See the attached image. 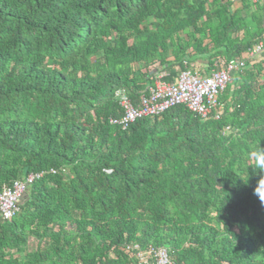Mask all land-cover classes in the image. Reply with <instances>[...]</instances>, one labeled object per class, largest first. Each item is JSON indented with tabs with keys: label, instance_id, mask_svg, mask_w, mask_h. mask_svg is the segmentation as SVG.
Listing matches in <instances>:
<instances>
[{
	"label": "trees",
	"instance_id": "trees-1",
	"mask_svg": "<svg viewBox=\"0 0 264 264\" xmlns=\"http://www.w3.org/2000/svg\"><path fill=\"white\" fill-rule=\"evenodd\" d=\"M261 42L264 0H0V191L47 172L0 217V264H137L129 245L264 264L247 159L264 147V56L233 75L219 120L177 106L110 123L117 90L137 103L158 75L207 76Z\"/></svg>",
	"mask_w": 264,
	"mask_h": 264
},
{
	"label": "built area",
	"instance_id": "built-area-1",
	"mask_svg": "<svg viewBox=\"0 0 264 264\" xmlns=\"http://www.w3.org/2000/svg\"><path fill=\"white\" fill-rule=\"evenodd\" d=\"M262 54H264V42L248 51L243 58L228 63L220 62L207 76L194 74L190 70L181 72L173 82H167L161 76L148 87L147 93L142 95L137 103L131 101L124 89H119L115 93V99L123 114L119 119H111L110 123L125 130L137 120L159 116L177 106H185L203 120L211 118L212 114L215 120H219L222 113L219 98L233 75L241 72L248 62L254 63L259 60ZM226 131H229L228 127ZM51 172L56 173L54 170ZM46 174L45 171L31 173L0 191V217L3 221H9L19 213L22 197ZM127 249L137 264H175L169 250L164 247L142 249L139 245H129Z\"/></svg>",
	"mask_w": 264,
	"mask_h": 264
},
{
	"label": "clouds",
	"instance_id": "clouds-1",
	"mask_svg": "<svg viewBox=\"0 0 264 264\" xmlns=\"http://www.w3.org/2000/svg\"><path fill=\"white\" fill-rule=\"evenodd\" d=\"M247 159L248 161L253 162L254 167L251 170L252 173L257 177L253 194L256 195L261 204L264 205V147L250 152ZM250 178L249 171L247 174V182H245L243 175L240 177H235L236 180L242 181L246 186L249 184Z\"/></svg>",
	"mask_w": 264,
	"mask_h": 264
},
{
	"label": "water",
	"instance_id": "water-1",
	"mask_svg": "<svg viewBox=\"0 0 264 264\" xmlns=\"http://www.w3.org/2000/svg\"><path fill=\"white\" fill-rule=\"evenodd\" d=\"M161 68H159V70H160ZM157 73V70H154V71H152L151 73H150V75H154V74H156Z\"/></svg>",
	"mask_w": 264,
	"mask_h": 264
},
{
	"label": "rangeland",
	"instance_id": "rangeland-1",
	"mask_svg": "<svg viewBox=\"0 0 264 264\" xmlns=\"http://www.w3.org/2000/svg\"><path fill=\"white\" fill-rule=\"evenodd\" d=\"M263 56H264V54H262V55H261V58H262ZM261 58H260V59H261ZM161 76H162V75H158V77H157V78H159V77H161Z\"/></svg>",
	"mask_w": 264,
	"mask_h": 264
},
{
	"label": "crops",
	"instance_id": "crops-1",
	"mask_svg": "<svg viewBox=\"0 0 264 264\" xmlns=\"http://www.w3.org/2000/svg\"><path fill=\"white\" fill-rule=\"evenodd\" d=\"M203 75V74H202Z\"/></svg>",
	"mask_w": 264,
	"mask_h": 264
}]
</instances>
